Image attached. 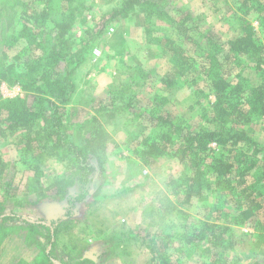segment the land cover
Listing matches in <instances>:
<instances>
[{
  "label": "trees",
  "instance_id": "obj_1",
  "mask_svg": "<svg viewBox=\"0 0 264 264\" xmlns=\"http://www.w3.org/2000/svg\"><path fill=\"white\" fill-rule=\"evenodd\" d=\"M79 1L0 2V142L13 138L22 161L37 177L51 158L65 167L52 185L65 200L61 216L34 220L16 212L21 206L11 194L14 175L6 169L0 146V173L8 172L6 192L0 194V244L4 237L26 229L41 248L43 264H99L109 255L112 248L103 257L65 260L56 251L63 221L69 219L72 225L73 209L90 197L94 178L107 175L112 135L102 117L126 114L139 120L132 140L141 148L142 163L151 166L160 158L178 159L186 173L167 186L181 197L183 206L197 205L203 212L201 217L182 212V231L155 232L148 240L142 236L151 253L149 264H238L237 258L229 256L243 245L236 226L248 217L258 223L256 228L264 226V147L246 129L254 119L264 120V41L252 20L256 16L264 29V0H232L240 15L237 35L228 40L219 39L210 29H199L200 21L188 10L176 8L170 13L165 0H122L105 15L102 29L137 8L147 18H165L172 36L181 39H176V62L161 77L165 93L150 98L148 105L136 94L126 96L130 88H136L135 82H126L106 95L96 107L98 113L81 120V142L75 139L74 124L65 119L67 106L77 94L76 72L94 52L92 42L76 46L71 40V27L83 5ZM145 28L152 34L149 24ZM197 29L193 36L191 31ZM156 42L160 41L154 38ZM201 43H205L203 49L198 48ZM245 57L253 61L256 82L234 70L244 69L240 62ZM3 83L17 85L25 94L5 97ZM178 83L191 91L197 125L174 117L164 106L167 92ZM74 187L78 190L71 193ZM262 231L249 235L253 250L264 244ZM138 235L116 236H123L124 241ZM65 243L64 248L69 246Z\"/></svg>",
  "mask_w": 264,
  "mask_h": 264
},
{
  "label": "rangeland",
  "instance_id": "obj_2",
  "mask_svg": "<svg viewBox=\"0 0 264 264\" xmlns=\"http://www.w3.org/2000/svg\"><path fill=\"white\" fill-rule=\"evenodd\" d=\"M79 2L74 5H79ZM82 2L70 30L71 40L76 46H86L92 42L94 49H99L101 53L98 57L94 52L90 53L88 62L76 72L77 94L67 106L65 119L67 123L74 124V136L79 142L82 141L81 120L90 114H97L96 107L100 101L111 91L119 90L124 83L135 82L136 88H130L126 96L136 94L137 99L145 105L150 103V98L164 94L166 87L161 83V77L174 66L176 39L181 40L172 36L171 25L165 18H147L139 8L102 29L105 15L119 7L122 0ZM164 5L170 13L176 8L192 12L200 21L199 29H210L221 40L237 35L240 11L232 0H165ZM255 17L252 16L253 23L264 41V29ZM146 24L152 28V34L146 32ZM191 33L196 36L198 29ZM154 38L160 42L155 44ZM204 44L201 43L198 48L203 49ZM240 64L244 69L236 68V73H241L251 82L258 81L251 59L241 58ZM181 86L180 83L175 84L167 92L164 106L174 117L197 125V110L192 108L191 91ZM1 90L5 97L25 94L19 86L6 83L2 84ZM130 118L126 114L102 117L107 131L112 135L107 153L108 172L104 178H94L90 197L73 209L70 216V219H74L72 225L69 219L63 221L56 251L58 258L103 257L105 250L112 248L99 264H149L151 253L142 236L148 240L155 232L182 231V212L203 216L199 206H183L181 197L171 193L167 186L171 179L186 173V167L178 159L160 158L151 166L142 163L138 155L141 148L138 150L139 145L132 140L138 132L139 120ZM246 129L264 147V120L254 119ZM12 140L11 137L6 138L0 142V146L3 160L7 163L6 169L14 175L11 194H15L21 206L16 212L34 220L59 218L65 200L52 185L63 176L64 164L51 158L42 165L41 174L37 177L24 164ZM6 173H0V194L6 192ZM77 190L74 187L70 191L76 193ZM256 226L258 223L251 217L244 224L236 226L243 245L231 250L229 256L237 258L238 264H252L254 261L264 264V244L261 249L253 250L254 240L249 237L259 229L264 233V226L263 229L260 225L259 228ZM126 232L139 235L124 241L123 236H116ZM28 236V231L23 229L4 237L0 244V264H43L41 248ZM66 239H70L71 243ZM65 242L69 244L66 248L63 247Z\"/></svg>",
  "mask_w": 264,
  "mask_h": 264
},
{
  "label": "built area",
  "instance_id": "obj_3",
  "mask_svg": "<svg viewBox=\"0 0 264 264\" xmlns=\"http://www.w3.org/2000/svg\"><path fill=\"white\" fill-rule=\"evenodd\" d=\"M100 53H101V52H100L99 49H97V48L94 49V55H95V56L98 57V56L100 55Z\"/></svg>",
  "mask_w": 264,
  "mask_h": 264
}]
</instances>
